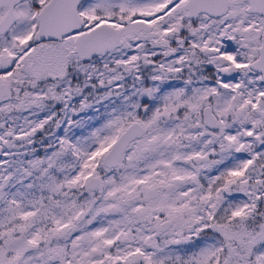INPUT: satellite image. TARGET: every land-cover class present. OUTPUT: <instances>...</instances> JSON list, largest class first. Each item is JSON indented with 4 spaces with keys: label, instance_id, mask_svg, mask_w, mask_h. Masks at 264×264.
I'll use <instances>...</instances> for the list:
<instances>
[{
    "label": "snow or ice",
    "instance_id": "1",
    "mask_svg": "<svg viewBox=\"0 0 264 264\" xmlns=\"http://www.w3.org/2000/svg\"><path fill=\"white\" fill-rule=\"evenodd\" d=\"M0 264H264V0H0Z\"/></svg>",
    "mask_w": 264,
    "mask_h": 264
},
{
    "label": "rangeland",
    "instance_id": "2",
    "mask_svg": "<svg viewBox=\"0 0 264 264\" xmlns=\"http://www.w3.org/2000/svg\"><path fill=\"white\" fill-rule=\"evenodd\" d=\"M208 71H209V72H211V71H212V69H211V68H209V69H208ZM88 114L90 115L91 113L89 112Z\"/></svg>",
    "mask_w": 264,
    "mask_h": 264
}]
</instances>
